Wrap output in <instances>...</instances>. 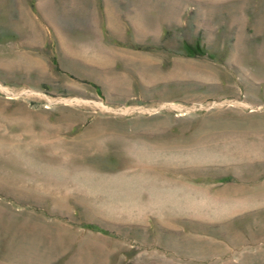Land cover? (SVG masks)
I'll return each mask as SVG.
<instances>
[{"label": "rangeland", "instance_id": "374dc122", "mask_svg": "<svg viewBox=\"0 0 264 264\" xmlns=\"http://www.w3.org/2000/svg\"><path fill=\"white\" fill-rule=\"evenodd\" d=\"M0 264H264V0H0Z\"/></svg>", "mask_w": 264, "mask_h": 264}]
</instances>
